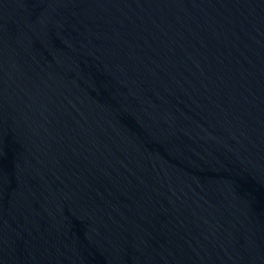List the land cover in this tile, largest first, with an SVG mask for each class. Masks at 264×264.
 <instances>
[{"label":"water","instance_id":"water-1","mask_svg":"<svg viewBox=\"0 0 264 264\" xmlns=\"http://www.w3.org/2000/svg\"><path fill=\"white\" fill-rule=\"evenodd\" d=\"M0 264H264V0H0Z\"/></svg>","mask_w":264,"mask_h":264}]
</instances>
